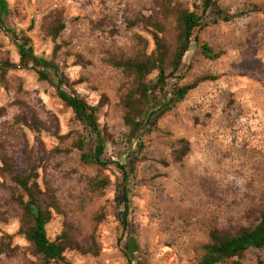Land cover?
Instances as JSON below:
<instances>
[{
	"label": "rangeland",
	"instance_id": "1",
	"mask_svg": "<svg viewBox=\"0 0 264 264\" xmlns=\"http://www.w3.org/2000/svg\"><path fill=\"white\" fill-rule=\"evenodd\" d=\"M8 1L9 25L31 39L36 55L54 60L61 77L89 104L104 103L101 127L113 136L106 158L133 170L126 235L140 244L136 263L197 264L213 230L258 224L264 212V0H215L206 14L203 0ZM165 3L172 13H165ZM182 10L204 15L207 27L195 31L183 67L171 75L164 93L156 94L157 103L169 100L178 87L209 80L166 114L158 129L131 142L121 98L133 81L110 61L151 55L161 25L171 63ZM58 20L66 28L54 39L50 30ZM204 44L221 58L207 59ZM6 62L18 64L20 57L0 30V244L7 251L0 264H47L21 232L22 212L12 200L14 183L4 160L56 189L60 212L47 226L48 238L55 241L68 230L92 251H68L69 263L128 264L121 242V170L83 163L77 145L83 140L91 145L90 131L35 71L12 69L3 75ZM183 140L190 153L175 164ZM92 179L110 184L94 190ZM261 262L264 249H251L240 261Z\"/></svg>",
	"mask_w": 264,
	"mask_h": 264
},
{
	"label": "trees",
	"instance_id": "2",
	"mask_svg": "<svg viewBox=\"0 0 264 264\" xmlns=\"http://www.w3.org/2000/svg\"><path fill=\"white\" fill-rule=\"evenodd\" d=\"M204 14L216 7L215 0H203ZM165 13H172L167 3L162 5ZM220 18L229 22L230 18ZM13 15L8 0H0V30L10 37L18 49L20 62L18 64L6 62L1 67L5 75L12 69L33 70L43 82L49 83L56 91L61 101L70 108L77 119L91 133L93 139L91 145L86 141H80L77 149L81 151V158L86 165H95L101 168L115 166L121 170L123 183L120 185L122 197L125 204L123 217L124 234L121 242L125 241L123 253L128 264L136 263L133 256L140 252V244L135 236H127L129 219L132 210V203L128 183L131 179L129 166L122 165L117 161H110L106 158L108 144L113 136L104 132L101 127L99 113L104 106L89 104L75 90V84L60 75L59 66L54 60H47L36 55L31 39L24 33L9 25ZM204 15L196 12L182 10L177 19V47L174 59L168 63L170 47L166 38L160 34L163 27L158 25L159 33L153 35L155 51L148 55L146 53L135 57L121 58L110 61V64L121 70L124 75L133 81V87L121 98V104L126 111L124 121L130 128L131 142L134 139L139 141L146 134L158 129L159 121L177 104L184 101L186 97L196 90L201 83L209 80L202 78L197 82L178 87L172 97L164 102L157 103L156 94L164 93L171 75L176 74L183 67L185 58L192 48L196 30H204ZM66 25L62 20L51 28L50 33L57 39L65 30ZM203 53L207 59L216 61L221 58L220 53H214L213 49L203 45ZM169 67L172 71L169 73ZM157 74L156 79L151 80ZM182 147L174 153L173 162L181 163L190 153L188 141H181ZM4 170L8 172L13 180L14 186L10 187L12 200L20 207L22 212L21 232L27 241L32 245L35 252L40 255L47 264L62 262L69 263L65 254L68 251H77L82 255L91 254V249L84 247L70 233L63 231L55 241L48 238L47 226L51 223L55 213H59L58 195L56 189L47 181L42 186L39 182L40 176L35 173L23 174L15 171L8 161L4 160ZM109 180L92 179L90 187L94 190H101L109 186ZM0 185H3L0 183ZM205 255L197 264H241L245 254L251 249H264V212L261 214L258 224L253 228H228L215 229L210 234V243L205 247ZM6 247L0 244V256L5 254ZM259 264H263L262 262Z\"/></svg>",
	"mask_w": 264,
	"mask_h": 264
}]
</instances>
